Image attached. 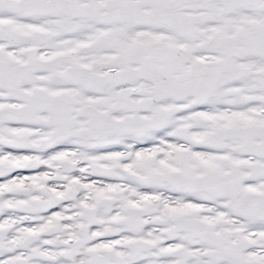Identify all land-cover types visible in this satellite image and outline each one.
<instances>
[{
	"label": "snow or ice",
	"instance_id": "snow-or-ice-1",
	"mask_svg": "<svg viewBox=\"0 0 264 264\" xmlns=\"http://www.w3.org/2000/svg\"><path fill=\"white\" fill-rule=\"evenodd\" d=\"M0 264H264V0H0Z\"/></svg>",
	"mask_w": 264,
	"mask_h": 264
}]
</instances>
